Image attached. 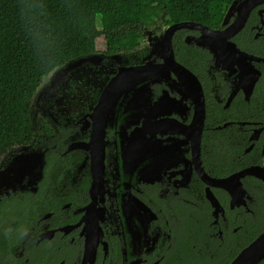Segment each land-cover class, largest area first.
Returning <instances> with one entry per match:
<instances>
[{
  "label": "flooded vegetation",
  "instance_id": "flooded-vegetation-1",
  "mask_svg": "<svg viewBox=\"0 0 264 264\" xmlns=\"http://www.w3.org/2000/svg\"><path fill=\"white\" fill-rule=\"evenodd\" d=\"M247 4L218 24L184 20L219 31L217 54L188 40L200 28L175 31L195 78L165 65L168 25L129 53L84 56L88 74L68 62L43 79L37 137L0 156V171L18 158L0 184L18 260L4 264H231L264 231V0L232 34Z\"/></svg>",
  "mask_w": 264,
  "mask_h": 264
},
{
  "label": "trees",
  "instance_id": "trees-1",
  "mask_svg": "<svg viewBox=\"0 0 264 264\" xmlns=\"http://www.w3.org/2000/svg\"><path fill=\"white\" fill-rule=\"evenodd\" d=\"M232 1L0 0V156L37 137L34 95L55 69L101 48L129 53L145 40V29L184 20L218 24ZM5 216L0 212V226H7L0 229V264L18 262Z\"/></svg>",
  "mask_w": 264,
  "mask_h": 264
},
{
  "label": "water",
  "instance_id": "water-1",
  "mask_svg": "<svg viewBox=\"0 0 264 264\" xmlns=\"http://www.w3.org/2000/svg\"><path fill=\"white\" fill-rule=\"evenodd\" d=\"M260 0H247V7L240 12L239 19L234 25V29H232V34L236 33L239 29L243 27L245 24L247 17L250 13V9L252 6L257 4ZM235 3V2H234ZM233 3V5H234ZM233 5L231 6L230 10L233 9ZM180 28H200L204 35L201 36L200 38H195L194 36H189L188 40L190 41L189 38L193 39L197 44L202 45V46H208L213 52L217 54V48L215 44L212 42V40L217 38V33L219 31L217 30H212L209 27L200 24V23H195L191 21H182V22H177L172 25H170L165 32L162 34L161 37V46L164 49V56H165V65L169 66V69L173 68L176 66V68L183 70L185 73H187L189 76H194L196 77L193 72L184 66L183 64L179 63L174 54V49H173V35L177 29ZM211 35V36H210ZM208 36V37H207ZM235 48L237 49L236 45L234 44ZM215 47V49H214ZM243 54H246L243 52ZM148 69L149 72L143 73L144 69ZM156 73V69L154 67H128V68H122L119 74H117L113 80L110 82V86L118 88L120 86H123V82L125 79L130 76V75H138L141 76L143 74H154ZM129 86V85H128ZM200 87V86H199ZM200 105L203 108L204 111V98L203 94L200 91ZM200 136H198L199 138ZM199 141V140H198ZM200 143V141H199ZM264 259V231L254 240L252 241L249 245H247L233 260L231 264H258Z\"/></svg>",
  "mask_w": 264,
  "mask_h": 264
},
{
  "label": "rangeland",
  "instance_id": "rangeland-1",
  "mask_svg": "<svg viewBox=\"0 0 264 264\" xmlns=\"http://www.w3.org/2000/svg\"><path fill=\"white\" fill-rule=\"evenodd\" d=\"M148 30L149 31H146L145 32V39H146V41L142 44V46H145V45L148 44L147 41H148V38H150V35L152 34V31L153 32H158V33L160 32V31H157V30H154V29H148ZM100 47H102V45H100ZM89 61H91V58L90 57H83V58L75 59V60H72V61L69 62V67H71L70 69L73 70L74 74H76V73H79V70H81V68L79 69V68H77L75 66H77V65H79L81 63L83 72L84 73H87V71H89L88 70L89 65L86 64V63L89 62ZM52 77H53L52 74L49 75L45 79L44 85H46L47 83H49L50 80L52 79ZM73 77H76V75H73ZM84 77H85V75H84ZM85 82L87 83V86L93 85V83L92 82H89L88 79ZM41 94L42 93L39 90L38 93H37V96L35 97L36 99H35V102H34V105H33V108H32L33 109L32 110V115H33V118H34L33 119L34 122H36V119H37L36 117L39 115V111H38V109H39V105H38L39 102H38V100H39V97H41ZM17 148H19V147H17ZM10 154H12V152ZM18 154H21V152L18 153ZM2 158H1V160H2ZM17 160H18V158H16V160L15 159L14 160H10V162H8L6 164V167L4 168V170H1L0 171V184L4 185V183L10 181V178L13 176V170H14L12 166H13L14 163H17ZM16 167H18V166H16Z\"/></svg>",
  "mask_w": 264,
  "mask_h": 264
}]
</instances>
